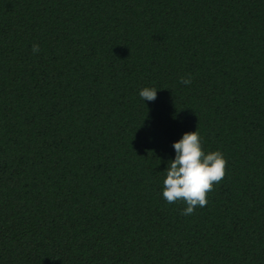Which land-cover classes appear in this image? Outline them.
Returning a JSON list of instances; mask_svg holds the SVG:
<instances>
[{
    "label": "trees",
    "instance_id": "obj_1",
    "mask_svg": "<svg viewBox=\"0 0 264 264\" xmlns=\"http://www.w3.org/2000/svg\"><path fill=\"white\" fill-rule=\"evenodd\" d=\"M195 130L227 162L183 215ZM0 264H264V0H0Z\"/></svg>",
    "mask_w": 264,
    "mask_h": 264
},
{
    "label": "clouds",
    "instance_id": "obj_2",
    "mask_svg": "<svg viewBox=\"0 0 264 264\" xmlns=\"http://www.w3.org/2000/svg\"><path fill=\"white\" fill-rule=\"evenodd\" d=\"M33 53L39 52V45H32ZM180 83L190 84L191 78L181 77ZM157 88L145 86L139 90L144 101H153ZM174 157L169 159L162 181L161 195L168 203L182 201L186 206L181 209L183 215H190L197 206L207 203L206 194L225 175L226 159L217 149L205 151L202 138L197 130L186 131L172 143Z\"/></svg>",
    "mask_w": 264,
    "mask_h": 264
}]
</instances>
